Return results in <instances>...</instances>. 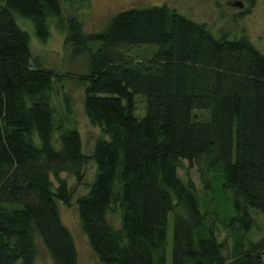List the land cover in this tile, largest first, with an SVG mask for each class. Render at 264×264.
<instances>
[{"label":"trees","instance_id":"trees-1","mask_svg":"<svg viewBox=\"0 0 264 264\" xmlns=\"http://www.w3.org/2000/svg\"><path fill=\"white\" fill-rule=\"evenodd\" d=\"M62 1L74 0H0V264H36L38 243L51 264H79L60 216L71 201L61 175L81 180L88 160L95 175L75 206L98 264H167L168 254L171 264H264V231L247 238L249 210L264 214V52L166 5L118 13L93 34L74 16L65 51L84 62L67 76L101 133L87 157L65 76L38 63L16 22L44 41ZM256 1L244 0L249 11ZM192 167L203 193L214 174L231 191L228 222L201 212Z\"/></svg>","mask_w":264,"mask_h":264},{"label":"rangeland","instance_id":"rangeland-1","mask_svg":"<svg viewBox=\"0 0 264 264\" xmlns=\"http://www.w3.org/2000/svg\"><path fill=\"white\" fill-rule=\"evenodd\" d=\"M237 4H241L242 8H239ZM161 5L176 10L192 21L207 25L214 33L225 30L229 33L230 38L246 36L261 52H264V0H257L256 5L250 11L244 0H87L85 3L80 0H74L73 3L62 1L61 19L56 18L49 21V36L44 41L36 35L32 22L16 17L20 29L30 37L31 52L38 63L46 69L65 76L64 88L65 91L71 92L73 117L81 134L84 153L87 157L91 155L93 145L101 137V133L98 128L91 126L84 116L83 92L79 87H75L72 79L67 76L81 71L84 62L82 58L76 60L77 58H73L70 52L65 51L67 23L76 16L82 25L84 34L100 33L105 29L109 19L118 13ZM54 92L56 106L65 122L67 118L63 113L61 91L55 87ZM141 111L142 104L139 102L138 112ZM135 115L141 118V114L135 113ZM195 115L199 120H204L207 116L205 112H196ZM183 164L187 168V162H183ZM95 171L94 163L88 160L82 170L81 180L78 181L66 174L61 175L67 180L71 201L68 205L59 204L60 216L76 243L79 264H98L86 236L80 230L75 206L76 200L87 193ZM188 173L197 189L201 212L210 218L215 212L220 222H228L233 216L232 193L230 190L221 188V177L218 174L209 177L211 191L206 194L203 193L196 167L189 169ZM178 176L182 181H185V170H179ZM249 214L254 220V226L247 238L257 241L262 237L264 231V214L255 209H250ZM110 221L117 225L118 217L110 216ZM172 223L170 216L167 234L170 246ZM225 235L226 233L222 229L218 231L219 240H222ZM36 264H51L48 254L40 243H38ZM167 264H171L170 254L167 256Z\"/></svg>","mask_w":264,"mask_h":264},{"label":"water","instance_id":"water-1","mask_svg":"<svg viewBox=\"0 0 264 264\" xmlns=\"http://www.w3.org/2000/svg\"><path fill=\"white\" fill-rule=\"evenodd\" d=\"M237 6H238L239 8H242V5H241V4H237Z\"/></svg>","mask_w":264,"mask_h":264}]
</instances>
